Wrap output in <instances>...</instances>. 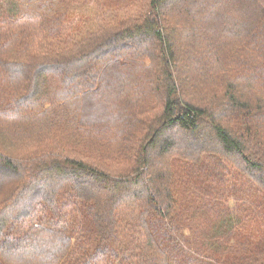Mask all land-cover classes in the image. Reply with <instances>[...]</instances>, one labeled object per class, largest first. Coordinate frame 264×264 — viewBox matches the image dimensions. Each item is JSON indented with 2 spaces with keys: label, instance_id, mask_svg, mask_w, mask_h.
I'll return each mask as SVG.
<instances>
[{
  "label": "trees",
  "instance_id": "16d2710c",
  "mask_svg": "<svg viewBox=\"0 0 264 264\" xmlns=\"http://www.w3.org/2000/svg\"><path fill=\"white\" fill-rule=\"evenodd\" d=\"M123 1L0 0V264H264V0Z\"/></svg>",
  "mask_w": 264,
  "mask_h": 264
},
{
  "label": "rangeland",
  "instance_id": "374dc122",
  "mask_svg": "<svg viewBox=\"0 0 264 264\" xmlns=\"http://www.w3.org/2000/svg\"><path fill=\"white\" fill-rule=\"evenodd\" d=\"M88 3L74 5L70 7L67 14L66 22L72 26L74 30L71 32L72 38L82 37V35L95 27V21L98 16L105 12H112L117 14L121 6L124 5L123 0H87ZM80 20V22H77ZM85 23V24H84ZM90 26V27H89ZM77 33V34H76ZM69 42V41H68Z\"/></svg>",
  "mask_w": 264,
  "mask_h": 264
}]
</instances>
